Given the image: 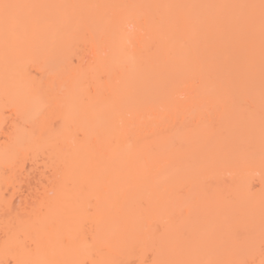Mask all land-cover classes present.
<instances>
[{
  "label": "bare ground",
  "instance_id": "obj_1",
  "mask_svg": "<svg viewBox=\"0 0 264 264\" xmlns=\"http://www.w3.org/2000/svg\"><path fill=\"white\" fill-rule=\"evenodd\" d=\"M0 264H264V0H0Z\"/></svg>",
  "mask_w": 264,
  "mask_h": 264
},
{
  "label": "rangeland",
  "instance_id": "obj_2",
  "mask_svg": "<svg viewBox=\"0 0 264 264\" xmlns=\"http://www.w3.org/2000/svg\"><path fill=\"white\" fill-rule=\"evenodd\" d=\"M13 202H15V204H16V202H17V198H15V200H14Z\"/></svg>",
  "mask_w": 264,
  "mask_h": 264
}]
</instances>
